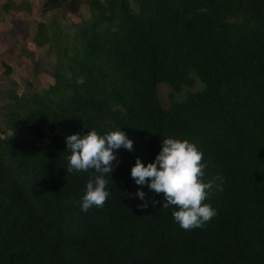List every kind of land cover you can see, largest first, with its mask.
Masks as SVG:
<instances>
[{
	"label": "trees",
	"instance_id": "trees-1",
	"mask_svg": "<svg viewBox=\"0 0 264 264\" xmlns=\"http://www.w3.org/2000/svg\"><path fill=\"white\" fill-rule=\"evenodd\" d=\"M81 1L36 24L54 83L0 106V264H264V0L39 13Z\"/></svg>",
	"mask_w": 264,
	"mask_h": 264
},
{
	"label": "rangeland",
	"instance_id": "rangeland-1",
	"mask_svg": "<svg viewBox=\"0 0 264 264\" xmlns=\"http://www.w3.org/2000/svg\"><path fill=\"white\" fill-rule=\"evenodd\" d=\"M4 1L6 0H0V4L3 3L0 5L2 13L0 14V22L4 23L0 28V106L7 101L5 93L7 90H13L20 96L24 92L47 89L54 83L49 76L54 64V57L50 48L48 49V46L38 47L32 42L36 24L49 25L53 22L62 32L70 33V26L93 14V10L88 5L83 4L82 1L77 15L70 14L62 8L40 15V6L43 0H12L18 5L24 1L29 8V12L26 8L25 10H17L21 13L19 17L13 7L5 13L3 8L6 2ZM21 17L24 18L22 19L23 22L21 20L19 22ZM6 68L10 69L8 73H5ZM198 88L183 89L179 93L173 94L172 99L181 102L188 93L196 91ZM169 94L171 91L167 87H158L157 95L161 106L166 105ZM0 127H2L1 123Z\"/></svg>",
	"mask_w": 264,
	"mask_h": 264
},
{
	"label": "crops",
	"instance_id": "crops-1",
	"mask_svg": "<svg viewBox=\"0 0 264 264\" xmlns=\"http://www.w3.org/2000/svg\"><path fill=\"white\" fill-rule=\"evenodd\" d=\"M4 2H6L5 6H6L7 4H8V5L12 4V5H14L15 7L18 5V4H16V3H13L12 0H6V1H4ZM21 2H24V1H21ZM21 2H20V3H21ZM2 4H3V3H2ZM2 4H0V5H2ZM28 4H29V3H28ZM7 10H8V9H7ZM8 11H9V10H8ZM8 11H5V13H7ZM15 13H17L18 16L20 17V14H21V13H19L17 10H15ZM0 14H2L1 11H0ZM21 16H22V15H21ZM17 19H18V18H17ZM22 19H24V18L21 17V19H19V22H21ZM20 20H21V21H20ZM23 21H24V20H23ZM23 21H22V22H23ZM3 24H4L3 22H0V28L3 26Z\"/></svg>",
	"mask_w": 264,
	"mask_h": 264
}]
</instances>
